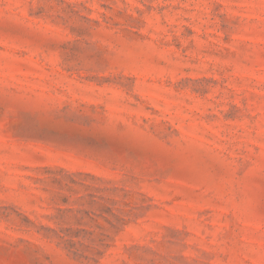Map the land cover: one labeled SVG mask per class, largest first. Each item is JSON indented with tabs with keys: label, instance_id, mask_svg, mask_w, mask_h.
Wrapping results in <instances>:
<instances>
[{
	"label": "rangeland",
	"instance_id": "rangeland-1",
	"mask_svg": "<svg viewBox=\"0 0 264 264\" xmlns=\"http://www.w3.org/2000/svg\"><path fill=\"white\" fill-rule=\"evenodd\" d=\"M0 264H264V0H0Z\"/></svg>",
	"mask_w": 264,
	"mask_h": 264
}]
</instances>
